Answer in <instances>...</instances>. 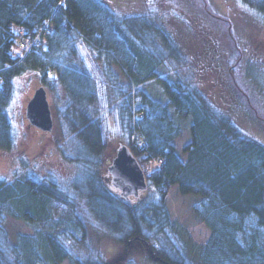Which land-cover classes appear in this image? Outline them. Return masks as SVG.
Listing matches in <instances>:
<instances>
[{
	"label": "trees",
	"instance_id": "trees-1",
	"mask_svg": "<svg viewBox=\"0 0 264 264\" xmlns=\"http://www.w3.org/2000/svg\"><path fill=\"white\" fill-rule=\"evenodd\" d=\"M238 1L253 22L243 10L215 29L233 25V40L262 58L259 32L255 44L249 35L264 21V0ZM130 5L0 0L1 153L16 146L11 109L17 79L40 72L47 91L60 86L67 95L61 111L51 105V133L56 143L72 136L64 156L89 170H79L67 188L34 171L0 176V264H121L120 245L135 240L153 264H264V143L238 124L251 98L246 65L201 21L194 34L168 35L165 42H180L171 52ZM47 21L55 24L51 34L42 31ZM38 36L41 42L34 44ZM187 117L191 140L182 157L175 140ZM119 144L130 147L145 173L147 189L138 196L124 197L111 183L107 168ZM174 184L201 196L194 213L210 229L202 243L188 242L170 214ZM12 220L29 233L14 230ZM89 226L100 236L97 247L87 245Z\"/></svg>",
	"mask_w": 264,
	"mask_h": 264
},
{
	"label": "rangeland",
	"instance_id": "rangeland-1",
	"mask_svg": "<svg viewBox=\"0 0 264 264\" xmlns=\"http://www.w3.org/2000/svg\"><path fill=\"white\" fill-rule=\"evenodd\" d=\"M114 1L123 5L129 2L133 14L135 16H140L144 22L149 24V34L153 35L158 32L159 37L155 38V40L170 43L171 52L175 51V49H179L180 42L170 36V42H165L164 40H167L168 35L179 37L180 34L177 32L184 34L186 30L189 34H194V27L198 21L205 24V30L208 31L209 28L213 29V33L217 39L220 33L223 38L222 43H225L229 50L227 53L230 54L234 60L240 61L246 65L243 74L249 86H252L250 88L251 98L246 100L247 106L245 109L244 107L242 108L241 113L243 114L238 121L239 127L247 136L258 138L264 143V46L261 52L262 58H258L252 48L251 52L248 51V47L243 40L239 41L238 37L233 40V36L235 34L238 36V33L232 24V26H230V24H228V26L224 24L223 28L221 30L218 29V31L215 29L220 22L228 23L229 20H235L239 16L238 12H243L244 9L240 7L238 0ZM173 1L178 5H175ZM220 5H225L226 7L222 8ZM246 10L245 8L243 17L246 21L253 22V15ZM196 14L198 15L197 19L195 18ZM252 30L254 35H249L250 42L253 44L256 43L255 36H257V32H259L261 39H259V41L264 45V21L262 24L254 25V29ZM247 33L244 32L246 35ZM205 41L206 40H203V42ZM216 41L218 42V40ZM238 46H240V48ZM86 58L87 60L90 59L89 56H86ZM226 63L229 64L227 60ZM113 68L125 79L124 73L119 65L114 64ZM181 73H183V71H181ZM42 80L43 77L40 72L31 73L30 76L19 77V79H17V92L14 96L11 109V117L15 124L17 141L15 148L10 152L1 153L2 151H0V176L12 177L15 172L20 173L17 171L19 169H22L24 173L27 171H34L38 174L53 176L62 187L67 188L77 178L79 170H81L84 175L87 174L89 170L84 169L75 162L69 161L64 156V150H66L67 146L73 141L72 136H68L66 139L60 137V140L56 143L52 133L44 134L38 128L29 125L25 116V107L35 89L41 85ZM152 84L155 85L154 83ZM155 92L160 93V90ZM154 96L157 95L154 94ZM48 97L51 105L55 104L56 108L60 111L66 105L67 95L60 86H56L55 90L52 92L48 91ZM171 113H175L173 108H171ZM188 120L191 122L192 117H187L186 120L183 121L180 120L183 133L175 140V144L178 147L177 151L182 157H186L183 146L191 140ZM175 121L179 122L178 118L175 117ZM59 129L60 127L58 130ZM111 140L115 145L120 143V141L114 137ZM72 148L73 146H71L70 149ZM24 161H27L26 166ZM200 199V195L182 193L179 186L175 184L171 187L168 195L170 214L172 218L177 221L182 232L186 234L185 239L191 244L204 242L210 233L209 227L204 222L199 221L194 213L193 205ZM10 223L14 230L29 233L30 229L26 224L13 220ZM88 231L89 241L87 245L91 244L97 247L100 244V236H97L96 231L91 226H89ZM120 246L122 247V254L120 257H123L124 259H122L124 261H120L119 263L123 264L125 261L131 260L132 264H153L149 261V258L147 259L146 257L149 252L146 251L142 241L135 240L131 243H123ZM128 247H130V249H128ZM64 264L68 263L66 262Z\"/></svg>",
	"mask_w": 264,
	"mask_h": 264
},
{
	"label": "water",
	"instance_id": "water-1",
	"mask_svg": "<svg viewBox=\"0 0 264 264\" xmlns=\"http://www.w3.org/2000/svg\"><path fill=\"white\" fill-rule=\"evenodd\" d=\"M25 113L32 125L48 132L53 130L54 117L47 90L43 85L36 88L27 103ZM108 172L112 177V185L121 190L125 197L131 194L137 196L140 191L147 188L141 164L125 144H121L118 148L116 156L108 167Z\"/></svg>",
	"mask_w": 264,
	"mask_h": 264
}]
</instances>
